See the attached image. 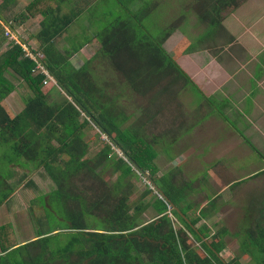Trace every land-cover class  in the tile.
Wrapping results in <instances>:
<instances>
[{"label": "trees", "instance_id": "1", "mask_svg": "<svg viewBox=\"0 0 264 264\" xmlns=\"http://www.w3.org/2000/svg\"><path fill=\"white\" fill-rule=\"evenodd\" d=\"M15 1L0 0V47L6 41V28H15L7 15L10 4ZM118 1L129 12L128 18L117 19L99 37L114 67L123 74L128 85L138 91L144 89L147 94L155 92L156 85L164 83L167 77L179 74L196 87L163 48L175 26L169 24L161 36L155 37L147 29L143 17L134 14L136 0H131L132 11L122 0ZM152 1L144 0V3L149 5ZM240 2L197 0L198 23L205 25L201 39L219 34L224 27L223 12L238 7ZM50 22L56 24L57 20ZM70 22L66 19L64 25ZM51 24H44L38 36L45 55L32 49L42 55L44 65L54 78L52 81H56L49 92L43 91L46 76L34 72L36 62L26 56L22 45L11 41V46L0 55V142L9 144L16 154L33 161L37 168H44L55 184L49 193L36 198H43V212L31 211L36 220L35 236L38 239L22 246L34 248L35 253L33 257H24L21 247L14 249L13 253L18 250V264H236L226 262L220 256L223 247L216 237L205 241V232L196 226L200 216L191 219L187 209L179 206L183 194L172 177L169 174L157 176L154 149L140 136V129L123 128L126 115L117 107H108L105 92L98 90L85 72L75 71L66 63L65 57L56 53L51 41L63 28L50 33ZM132 30H135L134 34L139 32L149 47L150 56L145 60L126 43L123 32ZM8 70L22 79L29 90L24 99L25 108L14 117L3 104L16 89L6 75ZM160 76L162 78L157 79ZM55 94L59 97H53ZM94 128L99 130L96 135L103 145L93 155L88 133ZM104 134L108 141L101 140ZM116 148L124 150L122 156L116 153ZM132 162L160 183L165 198L148 187L138 203H131L135 185L130 177L141 175ZM108 174L115 178H106ZM154 191L157 193L154 200L146 203L144 199ZM171 204L177 206L191 223ZM148 207L154 209L156 216L153 221L144 223L141 217ZM171 216L203 244L207 257L200 258L189 248ZM10 227L2 226L0 234L5 236V232H11ZM14 242L10 247L15 246ZM261 246L264 252V239ZM7 250L4 246V251ZM193 256L196 258L192 259Z\"/></svg>", "mask_w": 264, "mask_h": 264}, {"label": "crops", "instance_id": "2", "mask_svg": "<svg viewBox=\"0 0 264 264\" xmlns=\"http://www.w3.org/2000/svg\"><path fill=\"white\" fill-rule=\"evenodd\" d=\"M115 1L120 9L110 8L109 0H17L10 4L7 15L15 27L13 32L43 56L45 49L38 36L44 24L52 23L50 33L63 28L51 41L56 53L65 57L66 63L75 71L85 72L92 84L105 92L108 107L119 108L127 118L123 128H130L134 115L122 110L120 96L110 92V88L115 90L117 87H122L125 92L124 83H128L112 60L106 62L99 48L89 43H96L95 37L117 19L128 18L124 17L129 13L125 6ZM160 6L161 3L157 7ZM167 17V12L161 16V26L172 21ZM66 19L71 20L68 25H64ZM55 20L56 24L50 22ZM31 24L36 27V35L26 37L22 29L26 32L29 25L32 29L34 26ZM223 26L214 38L207 36L201 39L202 31L195 36L190 47L185 48L182 44L180 52L172 47L166 48L198 89L191 85L182 89V83L187 82L177 77L170 81L168 89L154 92L156 100L144 108L143 116L138 119L140 136L154 149L157 175L169 174L178 190H182L179 206L187 209L191 218L202 216L198 228L201 227L205 235L210 234L204 239L216 237L222 243V252L235 249L237 256L238 244H230L236 236L231 234L237 235L240 228H249V232L252 225L264 224V213L261 212L264 210V40L251 38L243 41L227 29L225 19ZM80 33L89 35L81 38ZM168 39V44L170 40H181L176 32ZM12 97L10 94L3 104L14 117L23 111L25 101L18 106ZM159 113L165 117L160 127L156 121ZM153 122L158 129L151 134ZM88 141L92 142L89 138ZM4 145L7 144L0 142V146ZM14 154L15 158L9 161V165L16 163L11 165L16 168L14 175L27 177L35 170L45 171L37 168L33 161ZM0 162L3 166V155ZM25 186L27 183L11 188L12 195L0 204V228L10 225L12 229L5 232V236L0 234V264H18V250L13 253L18 247H21L24 257H33L35 253L32 247H22L38 239L31 212L36 197L22 202L19 196L20 191L26 194L28 189ZM255 230L262 234L263 240L264 226ZM28 232L32 233L31 236ZM12 242L14 247H10ZM4 246L8 247L7 251H4Z\"/></svg>", "mask_w": 264, "mask_h": 264}, {"label": "rangeland", "instance_id": "3", "mask_svg": "<svg viewBox=\"0 0 264 264\" xmlns=\"http://www.w3.org/2000/svg\"><path fill=\"white\" fill-rule=\"evenodd\" d=\"M123 3H125L127 6H129L130 10L132 11L133 6H131V0H122ZM109 7L111 8L112 6L119 7V3L117 1L109 0ZM158 5L161 3L162 6L157 7L155 0L152 1L149 5H145L144 1L139 0L135 4L138 5L134 9V14L136 13V16L143 17V22L146 25L147 29L149 32H152L155 37H159L162 35L163 29L167 27L169 24L175 26V31L176 33H179L181 40H173L169 41L167 39L164 44L163 48L167 52V54L171 57L170 53L168 50H166L167 47H172L176 49L177 51L180 52L182 48V44H184L185 48L190 47L192 45V42L195 40V36H197L199 33H201L205 25L198 23V13L200 12L198 7H196L197 0H156ZM185 12H183V11ZM125 14V11H123ZM168 14L167 19L172 18V21L166 25V26H161V16L166 13ZM126 15V14H125ZM223 17L225 19V24L227 25V29L231 32H234L238 37L241 38V40L246 41V40H251L253 38L254 40H264V0H241L240 4L238 7L235 8H229L223 12ZM129 16V15H128ZM124 16V17H128ZM39 22H34L33 24H37ZM31 24V25H33ZM93 24H95L93 22ZM34 26V25H33ZM26 27V26H25ZM251 29H248L250 28ZM107 28V27H106ZM13 30L11 27L7 28V30ZM21 30V28H19ZM24 29V28H23ZM22 29V32L25 33L26 37L28 36H35L36 35V27L30 28V25L27 27V31L24 32ZM105 29V28H104ZM185 29L186 32H184ZM6 30V31H7ZM5 31V37L6 41L3 42L2 46L0 47V55L1 53L9 48L11 45V38L6 34ZM253 31L255 33L253 34ZM30 32V33H27ZM102 32V31H101ZM100 32V33H101ZM15 33V32H13ZM99 33V34H100ZM135 30H132L128 33L123 32V36L126 40V43H128V46H131L133 50L137 51L139 56L143 58L142 60H145L147 56H150V53L148 52L149 47L146 46L147 43L143 39L142 35L138 32V34H134ZM186 33L187 36H186ZM16 34V33H15ZM99 34L97 37H95V42L90 41V44H94L96 49L100 52L102 58H106V62H110L112 59L108 54V52L104 49L101 39L99 37ZM257 34V35H256ZM89 34L86 33H80L79 36L81 38H86ZM262 36V37H261ZM19 40L22 44L27 43L26 40H24L22 37L18 36ZM73 43V42H72ZM167 43V44H166ZM181 45L179 46V44ZM178 44V45H177ZM168 45V46H167ZM177 45V46H176ZM178 47V48H177ZM94 49V47H93ZM42 56V55H41ZM105 56V57H104ZM161 56V54H159ZM103 62V61H102ZM105 62V60H104ZM6 75L11 79V81L16 85V89L14 92H12V100H16L18 103V106L23 105V99L27 97L28 93V88L26 84L20 79L14 72H9V70L6 72ZM179 77V74L175 75L173 77V74L169 77H167L166 81L160 82L159 84L156 85L155 92H160L163 90L168 89L169 86V81H171L173 78ZM162 78L161 76L157 79ZM107 82V81H105ZM102 82V83H105ZM56 85V81H49L48 84H44L43 91L44 92H49L53 86ZM188 85H191V83H182V89L188 88ZM192 86V85H191ZM196 86V85H195ZM125 87V92L121 90L122 87H117L115 90L113 88H110L111 95H114L117 93L118 96H120V101L119 105L122 108V110H125L127 112H130V114L134 115L132 117V122L130 124V128L132 129H140V121H139V116H143L144 114V108H146L149 104H153V102L156 100L157 95L154 92H148L147 94L144 93V89L141 91L136 90L133 86H129L128 84L124 83ZM193 87V86H192ZM198 89V86L194 87ZM115 91V92H114ZM143 92V93H142ZM53 97L58 98V94H55ZM124 98V100H123ZM6 103V101H5ZM121 104H124L123 106ZM169 115L166 116V118ZM163 118V119H162ZM169 119V118H168ZM156 121L158 122L157 126L160 127V123H163L165 121V117L160 116V113L158 114ZM158 128L155 127V123L150 126V133H155V130ZM142 133H144V130H141ZM99 132L97 128L91 129L88 133V138L92 141L90 143L91 145V153L94 155L96 154L97 151L100 150L102 147V143L99 142L100 139L96 135V133ZM101 140L103 141H108L107 140V135H101ZM0 151L3 153H0V156L3 155V166L1 165L0 162V204L4 203L5 197H7L10 192L11 188H16V187H21L24 183H27V192L24 194L22 191H20L19 196L20 199L23 200L22 202H28L32 198V196L36 197L47 194L49 193L53 188H55L54 182L50 179L48 174L45 171H34L30 173V176H23V175H14L16 174V168L14 164H10L9 161L11 159L15 158V154L12 151L11 146H0ZM116 153L119 154V156L123 155V152L120 148L115 149ZM21 159V158H20ZM14 161V160H13ZM10 166V168L8 167ZM165 170V169H164ZM163 170V172H164ZM165 173V172H164ZM162 174V173H160ZM112 174L105 175L106 178L111 179L115 178V176H111ZM160 177L159 175H157ZM130 180L134 183L135 189L134 192L131 196V203H138L141 200V197L143 193L146 191V189L153 188L150 182L143 176L139 177H130ZM29 182V183H28ZM8 184H11L9 187ZM160 184V183H159ZM157 184L159 187L160 185ZM178 185V183H177ZM33 191V194L31 193ZM157 193L154 191L153 194L149 195L144 199V201L150 202L153 201ZM18 196V198H19ZM43 198H38L35 199L32 202V207L33 209L36 210V213L40 214L43 212L42 205L43 203L42 200ZM26 213L28 212L27 210L25 211ZM30 212V210H29ZM264 213V210L261 211ZM260 211H257L256 213H260ZM40 216V215H39ZM156 212L152 207H148L146 210L143 211L141 220L145 223L151 222L155 219ZM190 216V215H189ZM174 220L173 222L175 223V227L177 230H179L182 234L181 237H183L187 243L188 246L191 250H193L200 258H204L208 256V252L206 251V248L203 246L201 242L197 240V238L189 231L186 226L181 223L178 219H176L174 216H171ZM199 217L198 215L196 217H193V219H196ZM192 219V218H191ZM202 220V216L198 220V223L196 224L197 228L200 226V223ZM35 224L34 228H37L36 220L34 218ZM264 221V220H263ZM29 223H32L31 219H28ZM33 224V223H32ZM31 225V224H29ZM250 231L248 232L249 228H240L239 233L237 235L231 234L232 236H236V239H233L235 241H231L230 244H238V249L237 251V256L235 254V249L231 250L230 252H222L220 255L222 258L226 260V262H233L236 264H264V252L261 250V235L258 233L255 229H262L264 224H261L259 226L252 225ZM249 227V226H247ZM31 236V232H28ZM35 233V232H34ZM207 236L210 234L207 233ZM26 237V236H25ZM235 244V245H236ZM196 258L193 256L192 259Z\"/></svg>", "mask_w": 264, "mask_h": 264}, {"label": "built area", "instance_id": "4", "mask_svg": "<svg viewBox=\"0 0 264 264\" xmlns=\"http://www.w3.org/2000/svg\"><path fill=\"white\" fill-rule=\"evenodd\" d=\"M7 30V28H6ZM6 34L11 38V40L17 42L18 44L22 45L24 51L26 52V56L31 58L36 62V66L34 68V72L43 73L46 78L44 80V84H48L49 81L54 80L51 72L49 69L44 65L42 61V56L38 53H35L28 44H22L19 40V37H17V34L13 33L11 30H7Z\"/></svg>", "mask_w": 264, "mask_h": 264}, {"label": "water", "instance_id": "5", "mask_svg": "<svg viewBox=\"0 0 264 264\" xmlns=\"http://www.w3.org/2000/svg\"><path fill=\"white\" fill-rule=\"evenodd\" d=\"M18 36H19V35H18ZM20 37H21V36H20ZM120 149L122 150V152H124V150H123L122 148H120ZM132 164L137 168L138 172L150 182V184L152 185L153 189L156 190V192L159 193V194L161 195V197L165 198V194H164V192H163L162 189L157 185V183H156V182L150 177V175H149L147 172L143 171V170H142V169L136 164V162H132ZM171 206H173L174 208H176V209L180 212V214H182V212H181V211H180V210H179L174 204H171ZM182 215H183V214H182ZM183 217H184L189 223H191L190 220H189L185 215H183ZM205 241H207V240L205 239Z\"/></svg>", "mask_w": 264, "mask_h": 264}]
</instances>
